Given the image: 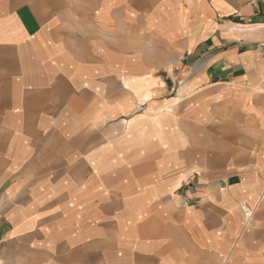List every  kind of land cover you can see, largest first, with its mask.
I'll return each instance as SVG.
<instances>
[{
	"label": "crops",
	"instance_id": "obj_1",
	"mask_svg": "<svg viewBox=\"0 0 264 264\" xmlns=\"http://www.w3.org/2000/svg\"><path fill=\"white\" fill-rule=\"evenodd\" d=\"M0 264H264V0H0Z\"/></svg>",
	"mask_w": 264,
	"mask_h": 264
},
{
	"label": "built area",
	"instance_id": "obj_2",
	"mask_svg": "<svg viewBox=\"0 0 264 264\" xmlns=\"http://www.w3.org/2000/svg\"><path fill=\"white\" fill-rule=\"evenodd\" d=\"M240 209H241V211H242L244 217H246V218L250 217V215H251V210H249V209L246 207L245 204H241V205H240Z\"/></svg>",
	"mask_w": 264,
	"mask_h": 264
},
{
	"label": "rangeland",
	"instance_id": "obj_3",
	"mask_svg": "<svg viewBox=\"0 0 264 264\" xmlns=\"http://www.w3.org/2000/svg\"><path fill=\"white\" fill-rule=\"evenodd\" d=\"M247 207V206H246ZM249 209V208H248ZM250 210V209H249Z\"/></svg>",
	"mask_w": 264,
	"mask_h": 264
}]
</instances>
